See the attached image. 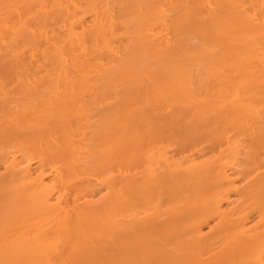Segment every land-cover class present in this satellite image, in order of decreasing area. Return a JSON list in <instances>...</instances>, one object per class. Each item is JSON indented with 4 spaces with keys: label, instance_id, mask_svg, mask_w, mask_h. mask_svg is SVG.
<instances>
[{
    "label": "bare ground",
    "instance_id": "bare-ground-1",
    "mask_svg": "<svg viewBox=\"0 0 264 264\" xmlns=\"http://www.w3.org/2000/svg\"><path fill=\"white\" fill-rule=\"evenodd\" d=\"M0 81V264H264V0H0Z\"/></svg>",
    "mask_w": 264,
    "mask_h": 264
},
{
    "label": "rangeland",
    "instance_id": "rangeland-1",
    "mask_svg": "<svg viewBox=\"0 0 264 264\" xmlns=\"http://www.w3.org/2000/svg\"><path fill=\"white\" fill-rule=\"evenodd\" d=\"M11 82H12L14 85H13ZM11 82H10V81H0V99H1L2 97H5L4 95H6V98H4V99L2 98V99L0 100V111H1V109H2V112L0 113V121H3V119H4L1 115H5V113L11 111V110H12V107H14L15 103H13V102H14L13 99H14V98H18V97H22L23 94H21V96H20V95L18 96V94L20 93V92H19V89H20V88H18V85H20L21 87H25V85H26L25 82L23 83V84H24L23 86H22V82H17V81H14V82H16V83H14L13 81H11ZM5 83H6V84H5ZM19 83H21V84H19ZM10 84H11V86H10ZM5 85H6V86H5ZM8 85H9V86H8ZM32 85H34V83H33ZM14 89H15V90H14ZM17 89H18V91H17ZM2 90H3V91H2ZM10 91H11V93L14 91L13 94H11ZM15 92H17V94H16ZM8 93H10V94H8ZM11 95H12L13 97H11ZM7 96H10V98H8ZM11 98H13V99H11ZM9 99H10V101H11V104L9 103V102H10ZM20 99H21V98H20ZM2 100H3V101H2ZM4 100H5V102H4ZM17 100L19 101V98H18ZM17 100H15V101H17ZM6 101H7V102H6ZM8 101H9V102H8ZM18 101H17V102H18ZM20 101H21V100H20ZM20 101H19V102H20ZM17 102H16V103H17ZM5 103H6V104H5ZM7 103H8V104H7ZM12 104H13V105H12ZM3 105H4L5 108L2 107ZM7 105H8V106H7ZM9 105H10V108H7V107H9ZM1 107H2V108H1ZM3 108L6 109V110H4ZM3 112H4V113H3ZM1 119H2V120H1ZM0 126H1V122H0ZM181 130L184 131V133H186V135H185V134H184V135H181V133L183 134V132H179V131H178V132H179V133H178L179 135L184 136V138H185L186 140H187V137L190 136L189 138H190V139L193 138V139H191V140H194V141H191L190 139H188L189 141H188V140H187V141H188V143L190 142L189 144L186 142L185 139H183L182 141H179V142H181V144H180V143H176V142H174V141H175L174 139H173V141H172L171 139H170L171 141L168 140L167 143H166V141L163 142V144L165 143L164 146H163V147H164V151L166 152V153L163 152L165 156L169 155V156H167V157H170V158L173 157V159H177V160H179V161H182L183 159H182L181 156H183L184 154H188L189 151H190V153H191V152L194 153L195 157H194V155H190V154H189V155H190V156H193L195 159H196L197 156H199V155H201V154H203L205 157H211V156H213V155H214V156H217L218 153H220V154H226V153H228V155H231V157L233 158V160H236V159H234V157H235V158L237 157V160H238V161H239V159H240V160H244V157H247V154H248V153L246 152V151H248V150H246V149H248V146H247V143H246V142H247V141H246V140H247V137L243 136V137L246 138V139L244 140V139H242L243 137H242L241 134H239V135H238V133L235 134V132L232 131V130L229 132L230 134H227V135H228V136L230 135L229 137H231V136H232V132H233L234 135H235V137L233 136L235 140H233V137H231L230 139H228V138H229V137H228V138H227L228 140H227L225 135H224L225 138H223L222 140H220L221 138L219 139V138H216V137L213 136V135L216 136L217 133H216V132H213L212 130H208V131L203 130V131H205L204 133H206V134L208 133V134H209V135H207L208 137L206 136V134L202 133L203 131H201V130L190 129V131L193 130V131H191V132L189 131V129H188V131H187L186 129H181ZM185 130H186V132H185ZM196 131H197L198 133H199V131H200L201 134L199 133V134H197L196 136H194V137H195V139H194V137H192V136H193L195 133H197ZM192 132H193V134H192ZM194 132H195V133H194ZM209 132H211V134H210ZM248 132H249V131H248ZM248 132H247V134H248ZM212 133H213V135H212ZM190 134H191L192 136H191ZM202 134H203V135H202ZM210 135L213 136V138H210V137H211ZM236 135H238V136H236ZM185 136H186V137H185ZM197 136H198L199 138H198ZM196 137H197V138H196ZM222 137H223V136H222ZM236 137H238V139H237ZM239 137H240V138H239ZM214 138H215L216 140H214ZM201 139H202V140H201ZM211 139H212V140H211ZM217 139H218V140H217ZM231 139H232V140H231ZM241 139H242L243 141H242ZM209 140H211V141H209ZM213 140H214V142L218 143L219 145L217 144V146H216V144L213 142ZM223 140H224V141L226 140L225 142L227 143V147H229L228 150H227L226 148H224V146H225L226 143H225ZM230 140H231V143L228 142V141H230ZM37 141H38V139H37L36 141H35V139H34L32 142H30V144H29V145H31V146H30L31 149H29V151H30L29 154H30V155H29V159L27 158V161H28V160H31V161H32V162H31V161L29 162V163H31V165H30L31 167H28V169L30 168L33 172L35 171V170H33V169H34V166H35L34 164L37 163V161H36V159L34 158V156L31 155V154H32V149H33V148H37V143H36ZM184 141H185L186 143H185ZM203 141H204V143H203ZM217 141H220V142H217ZM221 141H222V142H221ZM232 141H233V142H232ZM244 141H245V142H244ZM192 142H193V144H192ZM201 142H202V143H201ZM208 142H209V143H208ZM175 143H176L177 145H175ZM220 143H221L222 145H220ZM228 143H230V144H228ZM232 143H233V144H232ZM170 144H171V145H170ZM173 144H174V146H172ZM183 144H184V146H183ZM187 144L189 145L188 148H187ZM195 144H196V145H195ZM205 144H206V145H205ZM208 144H209V145H208ZM212 144H213V146H212ZM234 144H235V145H234ZM237 144H238V145H237ZM27 145H28V144H27ZM166 145H168L169 148H168ZM192 145H193V146H192ZM223 145H224V146H223ZM229 145H230V146L232 145L231 148H230ZM170 146H171V147H170ZM175 146H176V147H175ZM177 146H178V147H177ZM194 146H196V147H194ZM199 146H200V147H199ZM203 146H204V147H203ZM209 146H210V147H209ZM214 146H215L216 148H215ZM220 146H221L222 149L224 148V149L227 150V151L230 150V153H231V154H230L229 152L224 153L225 150L223 149V151H222L221 148H220ZM245 146H246V147H245ZM181 147H182L184 150H183ZM201 147H202L203 149H202ZM213 147H214V148H213ZM171 148H173V149H171ZM175 148H176V149H175ZM179 148H180V149H179ZM185 148H186V150H185ZM194 148H195V149H194ZM198 148L200 149V151H199ZM212 148H213V149H212ZM217 148H220L221 152H218L219 149H217ZM232 148H234V149H232ZM170 149H171V150H170ZM177 149L180 150V151H178ZM190 149H191V150H190ZM208 149H209V150H208ZM216 149H217V150H216ZM231 149H232V150H231ZM162 150H163V148H162ZM181 150H182V151H181ZM187 150H188V151H187ZM202 150H203V151H202ZM204 150H205V151H204ZM233 150H234V152H233ZM235 150H236V151H235ZM170 151H171V152H170ZM184 151H187V152L184 153ZM201 151H202L203 153H202ZM209 151H210V152H209ZM216 151H217V152H216ZM231 151H232V152H231ZM239 151H240V152H239ZM263 151H264V149H263ZM169 152H170V153H169ZM180 152L183 153V154H180ZM195 152H196V153H195ZM222 152H223V153H222ZM235 152H236V153H235ZM244 152H245V154H244ZM168 153H169V154H168ZM211 153H213V154H211ZM214 153H215V154H214ZM233 153H235V154H233ZM166 154H167V155H166ZM170 154H171L172 156H170ZM238 154H239V155H238ZM240 154H241V155H240ZM11 155H12L11 153H10L9 155H7L8 158H9V159H8L9 161H10V159L12 158ZM17 155H19V153H18ZM196 155H197V156H196ZM203 155H202L201 157H203ZM232 155H234V156H232ZM235 155H236V156H235ZM19 156H20V155H19ZM19 156H18V157H19ZM140 156L144 157L143 155H140ZM184 156H187V155H184ZM184 156H183V157H184ZM263 156H264V154H263ZM10 157H11V158H10ZM31 157H33L35 160H34L33 158H31ZM144 158H145V157H144ZM144 158H140L139 161L144 162V161H143ZM199 158H200V157H199ZM203 158H204V157H203ZM242 158H243V159H242ZM262 158L264 159V157H262ZM32 159H33V160H32ZM161 159H162V158H161ZM8 160H7V162H9ZM18 160H19V158H18ZM162 160H163V159H162ZM197 160H199V159L197 158ZM25 161H26V160H25ZM25 161H24L23 164H22L23 167L27 166V165H26L27 162H25ZM159 161H160V160H158V163H157V164H158V165H157L158 167H159V163L161 162V161H160V162H159ZM2 162H3V163H2ZM142 162H141V163H142ZM162 162H164V160H163ZM1 163L5 166L6 162H4V161H0V170H2L3 168L5 169V167H4ZM7 165H8V164H7ZM24 165H25V166H24ZM142 165H145V163H144V164L142 163ZM161 165H162V166H161ZM163 165H164V163H160L161 168L163 167ZM263 165H264V164H263ZM2 166H3V167H2ZM32 167H33V168H32ZM158 167L156 168L157 171H158L159 168H160V167H159V168H158ZM6 169H7V168H6ZM30 169L27 170V172H28V174H27V172H26L27 175H30L29 173L32 172ZM4 171H5V170L0 171V177H2V176H4L5 174L8 173V169L5 171V173H4ZM29 171H30V172H29ZM227 171H228V169H227ZM1 172H3L4 175H3V173L1 174ZM33 172H32V174H31V177H30V178H33V177H34L33 175L35 174V172H34V173H33ZM30 178H29V179H30ZM27 180H28V179H27ZM250 215H254V214H251V213L249 214L248 218H250V220H251ZM254 216H255V215H254ZM254 216H253V217H254ZM19 219H20V218H19ZM19 219L16 218V219H14V221L11 220L10 222H12V223L9 222L11 225H10L9 223L7 224L6 229L8 228L7 230H8L9 232H8L7 230H6L5 232H7L8 235H10V233H11L13 230L18 229V228L21 226L20 224H21L22 221H21V219H20V221H19ZM254 219H255V217H254L252 220H254ZM14 223H15V224H14ZM247 223H250V221L248 220ZM251 223H252V221H251ZM251 223H250V224H251ZM17 224H18V225H17ZM208 224L211 225V224H212V221H210ZM16 225H17V228H16ZM11 228H12V229H11ZM13 228H15V229H13ZM206 228H207V229H206ZM205 230H206V231L208 230V227H207V226L203 227L202 232H204ZM263 259H264V254H263Z\"/></svg>",
    "mask_w": 264,
    "mask_h": 264
}]
</instances>
